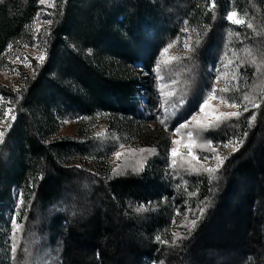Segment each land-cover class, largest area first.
Masks as SVG:
<instances>
[{
  "label": "trees",
  "instance_id": "obj_1",
  "mask_svg": "<svg viewBox=\"0 0 264 264\" xmlns=\"http://www.w3.org/2000/svg\"><path fill=\"white\" fill-rule=\"evenodd\" d=\"M54 3L53 23L42 40L46 60L18 91L0 90L16 116L0 145V222L13 208L14 192L22 190L26 203L19 218L26 217L30 236L42 241L35 245L42 247L38 253H56L59 264H264V0H216L211 11L212 0ZM41 9L40 0H0V68L10 44L31 43ZM229 11L247 23L230 24ZM185 21L201 43H194L178 72H187L191 82L184 96L191 108L181 119L211 91L209 70L231 61L228 95L241 104L242 115L223 121L206 138L243 143L224 162L219 180L192 175L183 181L184 192L177 187L191 206H211L191 236L170 247L174 207L151 204L176 197L171 178L150 166L139 175L99 176L72 165V159L107 158L117 150L122 130L130 131L139 113L140 96L150 94L163 48L185 36ZM100 115L124 127L115 134L118 142L54 138L60 120ZM193 187L195 196L187 190ZM140 205L148 210L138 213ZM188 227L178 233L186 235ZM157 235L169 243L157 242Z\"/></svg>",
  "mask_w": 264,
  "mask_h": 264
},
{
  "label": "rangeland",
  "instance_id": "obj_2",
  "mask_svg": "<svg viewBox=\"0 0 264 264\" xmlns=\"http://www.w3.org/2000/svg\"><path fill=\"white\" fill-rule=\"evenodd\" d=\"M54 2L55 0H47V3H41L42 9L33 25V39L31 43H20L14 48L8 50L5 64L0 68V90L7 89L12 92L18 91L23 81L26 78L33 77L36 70L43 64L38 63L35 57L41 52H44L42 40L49 27V24L44 23V21L50 20L51 9L54 7ZM240 17L243 18L242 16ZM37 28H39L38 32L36 31ZM189 36L191 37V40H188ZM195 36V31H187L185 36L175 46L170 48L168 53L163 55V59L159 64V70L153 72L152 79L150 80V94H142L139 98V113L135 119L130 120L129 127L131 130L127 133L126 129L121 132L124 135L123 141H121L123 147L120 145L117 150L107 158L77 157L72 159V165H79L83 170L99 176H104L107 173H110L112 176H124L129 173L139 175L140 173L145 172L150 166V168H155L157 171L161 172L163 176L171 178L173 185H171L170 188H173L172 194H175L176 197L167 200L166 196H164L160 199L159 203L154 205L150 203L152 207L166 205L174 207L175 212L173 217L176 224H173L168 229L169 233H178V229H185V227H181L180 225L189 226L190 224H188V221L195 219L196 216L199 215V207L195 204L194 206H191L186 200V195H183L182 198V195H179L177 192L179 190L177 187L183 189L184 192V179L192 175L199 176L194 174V172L197 170L202 172V158L204 156L211 157L213 155L211 149L207 146V141L211 139H207L206 134L209 133V130H214V127L206 132H201V129L209 122L215 124L216 117L220 116V113L222 112H240L242 110L241 107L237 109L229 106L232 102H230V96L228 94H230L233 89V78L230 77L232 74H230V63L228 61L222 66L223 68H211L209 70L213 78V85L211 91L206 94L203 100L207 99L209 94H213L212 90L214 87L217 91L213 94V98L209 100V107L205 112L201 113L198 107L191 116L184 120L181 119L182 115L186 114V111L191 108V106L187 107V99L184 97L191 90V82L186 76L187 72H182V75H178V72H180L183 66L185 67L182 60L193 53H189L184 47V44L187 41L192 47H194ZM37 45L38 47H36ZM13 69H15V71H13ZM17 73L19 74L17 75ZM217 77H219V79H217ZM220 89H227L228 91L222 92L219 91ZM0 97H2V99H0V130H5L8 129V124L5 122L4 112L11 108V103L7 97L4 96L2 91H0ZM155 97H158L159 99L157 100ZM182 97L186 99V103L183 107L180 106V99ZM203 100L201 103H203ZM165 101H167L166 107L169 111L165 124H161L159 121L161 118L165 117V113L164 109L160 107V104ZM154 106L160 113L159 118L153 111ZM172 113L175 114L173 115ZM193 116L197 117V120H192ZM231 119H236V117ZM221 120L228 121L230 119L221 117ZM65 121H67V123H65ZM189 121H191V123L188 128L181 129L179 133L175 132V128L179 127L181 123ZM8 122H11V117L8 118ZM58 124V131L54 136L56 139L69 138L87 140L90 138L95 139L97 137L104 138L101 139V141L108 143L112 140L113 142H118L115 136L119 134L118 132L121 128H124L119 123L112 122V119L108 115H100L93 119L85 120L64 119L60 120ZM189 131L193 132L192 137L188 136ZM125 134H127V136H125ZM97 138L95 140H97ZM172 140H178L180 143L174 146L172 145ZM229 140L237 141V139L232 137H227L218 141H211L220 156L228 158L235 152L232 147L224 148L222 146L223 143H227ZM189 143L192 144V155L200 157L199 161L193 160L192 157L188 155V151L184 145ZM238 146L239 144L237 143V149ZM159 147L164 151L165 157L161 156V150ZM172 147H176L179 152L176 157L177 166L174 170L169 167L172 159L170 155ZM153 148L156 149L154 154H149L148 151L143 153L139 152V149L148 150ZM129 149H135L136 151L131 152ZM116 152L123 153L119 159L115 156ZM156 160H158V162ZM225 161L226 160H224V162ZM216 163L217 161L215 160H210L208 162L209 166H215ZM141 164L144 165V170L142 172L133 171L134 168L139 167ZM117 166H119L118 171L120 174L113 175L112 169L117 168ZM188 169H192L193 174H190ZM218 173H216V175H218ZM187 190L189 193L197 194V189L195 187H193V191L192 188ZM18 199L19 193L15 191L14 202ZM178 209L180 210L179 215H177ZM189 209L194 210L196 214L192 215L189 212ZM9 214L15 215L14 205L12 210L4 217V221L0 222V264H59L58 255H56V253H38L42 247L35 248V245H42L43 243L40 241V238L34 237V234L30 236L28 221L24 216L21 220L18 217V223L23 224V231L17 234V239L20 243L15 261H13L10 239L12 226L8 219ZM186 215L188 217L187 220L185 219ZM25 249H27V251H25Z\"/></svg>",
  "mask_w": 264,
  "mask_h": 264
},
{
  "label": "snow or ice",
  "instance_id": "obj_3",
  "mask_svg": "<svg viewBox=\"0 0 264 264\" xmlns=\"http://www.w3.org/2000/svg\"><path fill=\"white\" fill-rule=\"evenodd\" d=\"M40 3H42V4L47 3V0H40ZM216 7H217L216 0H212L211 8L209 9V11H211L212 9H215ZM226 20L230 24H234V25H243V24L247 23V21L245 19L241 18L239 16V14L237 12H235V11H229L227 13V15H226ZM44 23L51 25L53 23V21L52 20H47V21H44ZM248 27L251 28L252 25L249 23ZM36 31L38 32L39 28H37ZM181 31H183V32H187L188 31L187 21H185V27L182 28ZM192 31H196V29L193 28ZM188 40H191L190 36L188 37ZM194 43H195L196 46H199V44L201 43L199 35H197V39L195 40ZM8 47H9V50H10L12 48V45L10 44ZM36 47H38V45ZM172 47H173V43H169L167 45V47L163 48V51H162L161 55H163L165 53H168L169 49L172 48ZM184 47L188 50L189 53L195 51V48L192 47L187 41L185 42ZM35 59L37 60L38 63L42 64L46 60V55H45L44 52H41L38 56L35 57ZM229 63H231V61H229ZM26 66H30V65H26ZM134 67L140 68L141 66L140 65H136ZM158 70H159V64L157 65V68L154 69V71H158ZM13 71H15V69H13ZM18 74L19 73H17V75ZM217 79H219V77H217ZM212 91H213V94H214L217 91V89H215V87H214ZM219 91L223 92V91H228V90L227 89H220ZM213 94H209L207 99H204L203 103H201L199 105V110H200L201 113L205 112V110L209 107V100L213 98ZM0 99H2V97H0ZM155 99L158 100L159 98L155 97ZM222 99H224V98H222ZM244 100L248 101L249 97L247 95H245L244 96ZM185 103H186V99L184 97H182L180 99V106L183 107V105ZM166 104H167V101H165L164 103L160 104V107L164 109V113H165V117L161 118L160 121H159L161 124H165L166 119H167V114H168L169 110L166 107ZM229 106L231 108H237V109L241 107V105L239 103H236V102L230 103ZM251 106L253 108H258L259 107V105L256 104V103H252ZM153 111L155 112V114L159 118L160 117V113L155 108V106H154ZM248 111H249V108L247 106H245L244 107V112H248ZM172 114L174 115L175 113H172ZM241 115H242V113L239 112V111L222 112V113H220V116L216 117V123L215 124H213L212 122H209L206 126H204L201 129V132H206V131H208L209 129H211L213 127H219V125L221 123H223V120H221V117H223L225 119H231V118H234V117L238 118ZM4 117H5V122L8 124V129H10L12 127V122H14L15 119H16V116L14 114V109L13 108H9L7 111H5L4 112ZM9 117H11V122H8V118ZM255 118H256V114L253 113L252 117L249 119V126L250 127L252 126V122L255 120ZM192 120H197V117L193 116ZM197 122H199V121H197ZM65 123H67V121H65ZM190 123H191V121L185 122V123H181L179 125V127L175 128V132L179 133L181 129L188 128ZM6 131H7V129L0 130V144L5 142ZM247 135H248V133L245 132L244 136L247 137ZM188 136L192 137L193 136V132L189 131L188 132ZM179 143H180V141H178V140H172V145H174V146L179 144ZM237 143L242 144L243 141L242 140H240V141L229 140L227 143H223L222 146L224 148L232 147L233 151H236L237 150V148H236V144ZM207 146H208V148L211 149L213 155L211 157L204 156L202 158L203 162L201 163L202 172L197 170V171L194 172V174H196V175L207 174L208 179H209V183H212L213 181H216V180L220 179V177L218 175H216V173H218L219 169L223 166V162H224V160L227 159V157L220 156L217 153V149H216V147H214L212 145L211 140L207 141ZM121 147H123V145H121ZM184 147L187 149L188 155L191 156L193 160H197V161L200 160V157L192 155V144L191 143L185 144ZM129 151L135 152L136 150L135 149H129ZM145 151H148L149 154H154L156 152V149H154V148L153 149H148V150L139 149V152H141V153H143ZM122 154L123 153H121V152H116L115 156H116L117 159H119ZM178 154H179L178 149L176 147H172L171 150H170V155H171L172 159H171L169 167L172 168L173 170L177 166L176 157L178 156ZM210 160L217 161L216 165L215 166H209L208 162ZM77 167H79V165H77ZM118 168H119V166H117V168H113L112 169L113 175L120 174L119 171H118ZM143 170H144V165L143 164H141L139 167L133 169V171H135V172H142ZM188 171H189L190 174H193L192 169H188ZM32 186H34V185L32 183H30L29 187H32ZM18 191H19V199L14 202L15 215L9 214V217H8V219L11 222V226H12L10 239H11V253H12L13 261H15L17 249H18V246H19V243H20L19 240L17 239V234L19 232L23 231V224L18 223V217L20 216V210L22 208H24L25 203H26L25 199H24V196H25L24 191H22V190H18ZM210 191H211V189H210ZM33 195H34V193H33ZM189 195H196V193H189ZM149 203H151V202H149ZM27 204L30 205L31 201H27ZM201 204L204 205V206L198 208L199 216H196L195 219H192V220L188 221V224H190V227H188L187 234L186 235H182V234L174 232L172 234L173 238H172L171 243L169 245L170 247H180V243L179 242L181 240L188 239L191 236L192 232L195 230V227H196L197 223L203 217L207 207L211 206V202L210 201H207V202L202 201ZM135 210L139 213V212L147 211L148 209L144 205H140ZM189 212L192 215L196 214L195 211L192 210V209H189ZM179 214H180V210L178 209L177 210V215H179ZM185 219L186 220L188 219L187 215L185 216ZM172 223L176 224L175 219L172 220ZM180 226L181 227H187V225H180ZM155 239H156L157 242L162 243V244H168L169 243L167 240L162 239V237L160 235H157L155 237ZM25 251H27V249H25ZM97 255H99V254H97ZM249 259H252V258L250 257ZM161 264H163V262H161Z\"/></svg>",
  "mask_w": 264,
  "mask_h": 264
}]
</instances>
